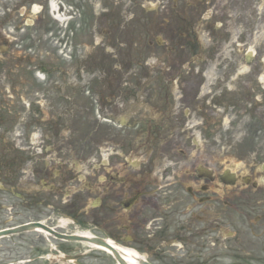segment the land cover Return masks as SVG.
I'll return each instance as SVG.
<instances>
[{"label":"flooded vegetation","instance_id":"obj_1","mask_svg":"<svg viewBox=\"0 0 264 264\" xmlns=\"http://www.w3.org/2000/svg\"><path fill=\"white\" fill-rule=\"evenodd\" d=\"M111 1L0 0V197L138 264H264V165L225 161L218 106L221 80L261 88L264 0Z\"/></svg>","mask_w":264,"mask_h":264},{"label":"rangeland","instance_id":"obj_2","mask_svg":"<svg viewBox=\"0 0 264 264\" xmlns=\"http://www.w3.org/2000/svg\"><path fill=\"white\" fill-rule=\"evenodd\" d=\"M110 3L114 5L113 7H118V14L121 15L123 20L127 17L130 19L133 12L138 10L135 4L130 6L129 1L127 2V6L116 4L118 0H112ZM97 10H100L99 6H97ZM136 51L137 48L135 46L129 48L128 56H136ZM237 86L240 87V90L236 89ZM219 88L223 90L222 96L220 97L219 95L220 103L218 106L222 108L221 110L224 114V122L221 127V148L225 161H235V163L239 164V167L243 166L242 163H247L251 166L250 163L253 162L260 168L264 164V81L261 83L260 89L256 88L257 96L254 103L256 110L252 112H235V96L238 93L243 96L246 95L244 99L246 105L251 103V100L249 99L250 101H248L247 99V93L250 97L256 94L253 90L250 91V88L246 89L244 87L243 80L236 82L235 78L221 80L219 81ZM15 148L20 150L18 146H15ZM0 201V229L37 218L46 220L48 225L57 226L58 220L69 218H67L66 212H72L64 208L62 210L63 214H59L55 219V215L50 214V208L47 207L39 211H33L31 208L25 207L23 202L20 203L10 194H1ZM49 216H52V218H49ZM78 217L81 219L80 224L67 223L64 227H58V230L66 233L88 231L89 225L84 224L88 222L87 214H80ZM57 243L58 240L56 238L40 231L24 232L4 237L0 239V264H55L52 261L53 259H48L47 254L56 253L54 250H51V244L55 245ZM73 247L76 248L77 252H90L87 257L82 259L85 263H109L106 259V253L100 250H93L86 243H74Z\"/></svg>","mask_w":264,"mask_h":264},{"label":"water","instance_id":"obj_3","mask_svg":"<svg viewBox=\"0 0 264 264\" xmlns=\"http://www.w3.org/2000/svg\"><path fill=\"white\" fill-rule=\"evenodd\" d=\"M37 227H41L43 229H45L46 231L53 233L54 235H56L59 238H66V239H70V240H83V241H89V242H95V243H99L105 246H108L110 248L111 245L107 244L106 242H104L102 239L99 238H89L87 236H67L58 232H55L53 229L41 224V223H31V224H25L16 228H12V229H5V230H1L0 231V237L4 236V235H9V234H13V233H19V232H23V231H28V230H32L35 229ZM113 249V248H112ZM115 254L118 256V258L120 259L122 264H127L125 261H123L120 257V254L115 251Z\"/></svg>","mask_w":264,"mask_h":264},{"label":"bare ground","instance_id":"obj_4","mask_svg":"<svg viewBox=\"0 0 264 264\" xmlns=\"http://www.w3.org/2000/svg\"><path fill=\"white\" fill-rule=\"evenodd\" d=\"M67 221H62V226L66 225ZM78 234L85 235V236H93L90 231H85V232H77ZM111 244H113L117 250L124 256V258L127 260L129 264H138V260L136 259L135 252L131 249L124 248L120 245H117L116 243L112 242V240H108ZM96 249H102L108 251V249L105 246L101 245H92ZM52 258L55 259V261H61L62 264L65 263L67 257H65L63 254L60 256H52Z\"/></svg>","mask_w":264,"mask_h":264}]
</instances>
